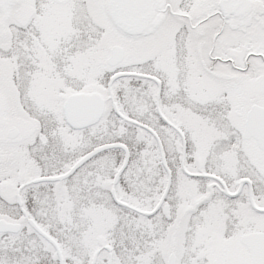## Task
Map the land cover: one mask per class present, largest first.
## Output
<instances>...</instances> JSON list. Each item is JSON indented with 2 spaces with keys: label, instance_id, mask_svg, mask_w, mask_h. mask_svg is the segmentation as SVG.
I'll use <instances>...</instances> for the list:
<instances>
[{
  "label": "snow or ice",
  "instance_id": "6c2138e0",
  "mask_svg": "<svg viewBox=\"0 0 264 264\" xmlns=\"http://www.w3.org/2000/svg\"><path fill=\"white\" fill-rule=\"evenodd\" d=\"M0 264H264V0H0Z\"/></svg>",
  "mask_w": 264,
  "mask_h": 264
}]
</instances>
